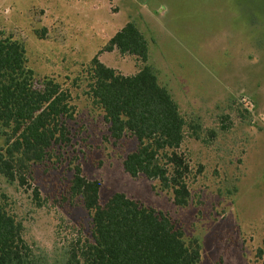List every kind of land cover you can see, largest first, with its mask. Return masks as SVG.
<instances>
[{"label":"rangeland","instance_id":"1","mask_svg":"<svg viewBox=\"0 0 264 264\" xmlns=\"http://www.w3.org/2000/svg\"><path fill=\"white\" fill-rule=\"evenodd\" d=\"M129 22L148 40L149 64L193 127L180 148L193 170L186 208L156 181L125 172L123 161L138 142L130 134L112 139L88 95L96 56L125 76L138 72L135 57L105 51ZM0 41L21 44L36 84L54 79L76 108L71 145L32 169L41 206L33 190L0 175V197L23 223L39 264L67 263L73 226L91 235L90 213L68 193L74 159L89 180L101 181L102 204L124 193L197 238L200 264H262L264 0H0Z\"/></svg>","mask_w":264,"mask_h":264},{"label":"trees","instance_id":"2","mask_svg":"<svg viewBox=\"0 0 264 264\" xmlns=\"http://www.w3.org/2000/svg\"><path fill=\"white\" fill-rule=\"evenodd\" d=\"M114 50L135 57L138 72L125 76L96 56L88 71V95L103 111L112 139L130 134L138 142L123 161L125 172L134 179L156 181L161 191L171 193L176 206L186 208L191 203L193 170L180 148L192 126L160 84L149 64V42L135 23H127L111 38L105 51ZM75 115L69 90L48 78L37 85L25 48L0 41V136L4 139L0 175L33 190L38 206L42 200L30 183L32 169L71 145L68 122ZM75 161L68 193L72 200L81 199L91 215L92 230L86 236L73 226L72 238L65 239L66 264H200L197 238H187L169 215L124 193L117 192L102 204L101 181L89 180ZM4 198L0 197V264H39L24 237L23 223L8 211ZM258 258L264 264V240Z\"/></svg>","mask_w":264,"mask_h":264}]
</instances>
